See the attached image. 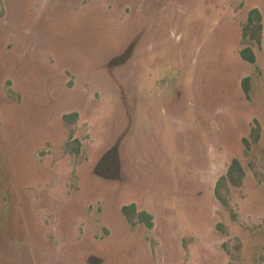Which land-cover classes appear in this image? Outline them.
<instances>
[{
  "label": "rangeland",
  "instance_id": "obj_1",
  "mask_svg": "<svg viewBox=\"0 0 264 264\" xmlns=\"http://www.w3.org/2000/svg\"><path fill=\"white\" fill-rule=\"evenodd\" d=\"M0 264H264V0H0Z\"/></svg>",
  "mask_w": 264,
  "mask_h": 264
},
{
  "label": "trees",
  "instance_id": "obj_2",
  "mask_svg": "<svg viewBox=\"0 0 264 264\" xmlns=\"http://www.w3.org/2000/svg\"><path fill=\"white\" fill-rule=\"evenodd\" d=\"M251 14L252 15L256 14V16H257V17L255 16L256 21L254 20L253 16L249 17L248 24L246 26L245 35L247 36L250 33L251 36L254 39H256L257 42L260 44L261 43V30H262L261 15L257 9L253 10ZM242 56L245 60H247L250 63H254L256 60L255 54L251 48L244 49L242 51ZM247 80L248 79H246L245 81H247ZM77 119H78L77 113L66 114L63 116V120L65 122L72 123V124L76 123ZM76 151H77V153L79 152L78 147H77ZM116 158H117V155H116ZM235 174H237V176H235ZM243 178H244V171H243L242 167L240 166L239 161L237 159H235L233 161L232 165L230 166L227 175L221 177L220 180L218 181L217 185H216L215 194H216L217 198L220 201H222L223 203H226L225 200L223 199L221 193H220L221 186L223 184L225 185V183H228V182H231L235 186H240L242 184ZM122 212L129 220H132L133 217L136 215V216H138V218L142 222L146 223L148 228L153 227L152 216L146 212H138L135 205L124 206L122 208Z\"/></svg>",
  "mask_w": 264,
  "mask_h": 264
},
{
  "label": "crops",
  "instance_id": "obj_3",
  "mask_svg": "<svg viewBox=\"0 0 264 264\" xmlns=\"http://www.w3.org/2000/svg\"><path fill=\"white\" fill-rule=\"evenodd\" d=\"M141 212H146V211H141ZM146 213H148V212H146Z\"/></svg>",
  "mask_w": 264,
  "mask_h": 264
}]
</instances>
